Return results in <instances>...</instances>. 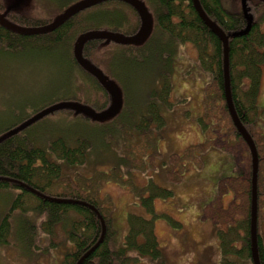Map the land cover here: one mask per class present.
<instances>
[{"label":"trees","instance_id":"1","mask_svg":"<svg viewBox=\"0 0 264 264\" xmlns=\"http://www.w3.org/2000/svg\"><path fill=\"white\" fill-rule=\"evenodd\" d=\"M62 1L39 0L40 4L45 6L44 8H51L50 12L58 11L60 6H69L78 0H70L64 5L61 4ZM142 1H146L153 10L155 32L150 33L152 35H149L150 38L148 37L149 39L144 41L141 47L128 46L123 47L124 50L117 49L118 56L114 54L106 62V70L108 69L112 74L113 81L121 84L126 97L129 94L131 100L134 96L139 102L144 101L141 107L134 108L128 96L125 98L122 112L119 115L117 113L109 121H95L82 114L73 119L67 117L65 121L52 122L50 120L48 124L42 123L45 121L42 120L36 122L38 124L36 127L31 124V127L28 126V129L21 133L17 132L0 138V205L11 201L9 208L18 209L24 215L31 213L26 215L27 218L19 221L20 230L19 227L16 229L17 244H21L24 253L28 252L32 243L37 242L34 240L33 232L44 231L50 238H55L59 229L65 236L61 240L63 244L67 241L73 248L70 254H65L61 264H141L142 258L161 259L162 253L155 243L153 226L149 221H144L133 214L127 216L129 229L123 242L118 247L115 243L110 245L109 219L106 217L107 214L102 204L88 192L82 190L80 192L84 193L80 195L75 189L78 183L74 182L71 174L66 177L62 175L65 168L76 169L85 163L89 165V162L94 163L93 166H110L104 175H109L108 172L114 170L112 173L117 176V171L122 173V169L129 175V169H134V166L131 165V154L121 152V141L123 144L125 141L131 142L136 136L146 135L142 134L144 131L152 134L164 125L160 106L167 105L166 99L171 91L173 57L177 51L180 52L181 47L191 46L194 49L195 63L199 70L210 75L211 80L205 87V109L210 110L211 106L218 107L220 114H225L235 136L238 139L241 138L232 124L225 103L222 42L198 16L192 0ZM107 2L114 4V9L122 16L123 14L119 13L123 10L121 8H127L134 14L136 13L132 6L123 1L110 0ZM199 2L206 15L228 36L231 98L238 118L256 146L260 168L264 161V137L255 131L254 120L261 75L264 70V0L246 2L248 12L253 16L252 24L248 33L235 37L232 34L242 31L246 26L240 0H199ZM40 4L38 5L42 7ZM118 14L107 11L106 7L100 3L89 12L83 13V17L78 18L75 14L61 26L46 34L21 35L0 26L1 53L9 52L14 55L20 53L37 58L52 57L57 62V71L61 69L67 80L59 88L64 87L70 90L68 97L64 96L60 99L50 97L49 103L39 109L32 108L37 106L27 104L26 101L19 107L23 110L28 109L35 115L45 107L70 100L84 104L95 111L106 109L110 103L108 94L94 77L85 72L82 73L72 53V43L76 37L89 30L106 29L123 35H133L137 30H134V27L132 29L131 27L125 29L116 27L124 23ZM9 16L12 21L26 27H39L49 23L40 16L23 18L17 15L12 16L11 13ZM95 45H100V41L86 42L82 55L98 66L91 60L97 48ZM141 53L143 56L139 58ZM137 54L136 66L133 64L134 60L130 63L122 62L128 56L136 58ZM124 55L126 57H123ZM96 61L101 62L98 59ZM81 84L87 86L88 89L83 91ZM78 90L80 96L72 98L71 94ZM58 94L61 93L51 95L57 96ZM205 112L208 113V111ZM27 119L23 118L20 121L8 123L6 126H0V137ZM200 122L202 123V119L199 120ZM153 123L156 128L149 129V124ZM200 125L206 126L205 123ZM204 149L202 147L201 151ZM125 150L128 151L126 146ZM132 154L133 159L138 157L134 152ZM259 181L260 170H258L257 179V225L262 215L259 206V201L262 200ZM58 185L61 187L57 188ZM35 191L48 198L78 201L87 206L45 199L36 195ZM150 191L141 194L142 206L149 204L152 196L157 198V193H154L151 187ZM163 192L170 193L167 190ZM248 195L250 198V192ZM145 197L148 199L146 200ZM90 206H93L97 212ZM10 213L7 215L0 213V246L9 242ZM98 214L103 219L106 232L102 242L96 245L102 233ZM41 217L43 218L40 219ZM136 220L144 221V223L139 226ZM218 231L219 249L224 264H234L238 261L237 258L252 261L248 217L234 228ZM237 242L240 243L239 247L235 244ZM257 249L260 264H264V244L259 236ZM86 252L88 255L80 261ZM227 256H230L232 261H229Z\"/></svg>","mask_w":264,"mask_h":264},{"label":"rangeland","instance_id":"2","mask_svg":"<svg viewBox=\"0 0 264 264\" xmlns=\"http://www.w3.org/2000/svg\"><path fill=\"white\" fill-rule=\"evenodd\" d=\"M14 1L0 0V14H4ZM68 1L70 0H63L61 4L64 5ZM142 2L152 18L150 32L143 39V41H147L150 38V33L155 32L156 25L152 15L153 10L146 1ZM38 4H40L39 0H22L17 8L10 9L6 13L5 19L20 27H26L12 21L10 13L12 16L17 15L23 18L40 16L50 22L68 7L60 6L58 11L50 12L51 8L46 9L42 4H40L42 7ZM101 5L106 7L107 11L118 14L114 9V4L103 2ZM94 7L82 10L76 15L78 18L83 17V13L89 12ZM121 9L123 10H120L119 13H122L123 16L118 15L124 23L116 27L119 29L134 27L137 32L140 27L138 15L127 8ZM95 40H99L100 45H95L97 48L95 55L91 56V60L96 62L100 67L98 68L112 81V74L108 69L106 70L107 60L114 54L118 56L117 49L124 50L123 47H141L143 45V43L124 45L115 42H109L108 44L112 45H108L101 39ZM74 42L72 43V53ZM137 56L138 54L136 58L128 56L131 59L124 58L122 62L130 63L134 60L133 64L136 66ZM142 56L141 53L138 57ZM97 59L101 62H97ZM194 59H196L194 49L189 45L181 47L180 52L177 51L173 57L171 91L166 99L167 105L160 106V113L164 119L161 129H156L152 134H147L144 131L142 134L146 135L136 136L131 142L125 141L123 144L121 141V152L131 154V165L134 166V169H129V175L126 174L127 172H123V169L122 173L117 171V176L112 173L114 170H110L109 175H104L110 166H93L92 162H89V165L85 163L78 166L76 169L65 168L62 175V177H66L71 174L74 182L78 183L75 189L77 192L79 191L80 195L84 193L80 192L82 190L88 192L102 204L104 212L108 215L106 217L109 219L110 245L115 243V246L118 247L123 242L129 229L127 221L129 214L150 222L153 226L155 243L162 253L161 259L142 258L141 264H224L219 249L218 230L226 231L227 228H234L239 223H243L247 217L250 226L248 193L251 188V159L249 150L242 138L238 139L235 136L225 114H220L218 107L211 106L210 110L205 109V87L211 79L210 75L198 70L199 67ZM56 63L52 57L37 58L33 55L0 52V126L29 118L34 114L30 113L28 109L23 110L19 107L24 101L37 106L32 108L39 109L49 103L50 97L60 99L69 96L70 90L64 87L59 88L67 80L61 69L57 71ZM80 69L83 74L85 72L91 75L81 67ZM118 86L124 98V103L118 111L119 115L124 108L125 98L129 96L128 100L130 101L131 95L128 94L126 97L121 84ZM81 88L83 91L88 89L84 84H81ZM57 92L61 94L51 95ZM74 94H71V97L78 98L80 91L78 90ZM107 96L109 97V95ZM130 104H134V108H139L144 104V101L139 102L138 98L133 96ZM77 115L81 114H76L71 109H62L34 121L32 126L36 127L37 121L45 120L42 123L48 124L50 120L52 122L65 121L67 117L73 119ZM201 119L202 123H199ZM204 123L206 126L200 125ZM149 126V129L156 128L154 123ZM26 129L28 126L18 132L21 133ZM254 129L261 137H264V70L261 75ZM126 143L128 144L125 145ZM125 146L128 151L125 150ZM202 147L205 148L203 151H201ZM133 152L138 156L136 159L132 158ZM224 152L227 154L222 155ZM151 155L154 156L151 157ZM244 170L246 176H244ZM259 170L261 181H259L261 185L259 192L262 193L259 206L262 215L257 225L259 233L256 234V238L261 237L264 244V161ZM236 172L239 181L232 180L231 182L227 179L224 181L231 173L230 178H235ZM243 178L245 179L244 183L241 180ZM170 179L172 181H169ZM230 182L232 192L241 190L236 203L232 202L233 196L226 195L220 199L223 186ZM149 186L154 193H157V198L152 196L149 200L151 205L147 203L146 206H142L141 194L148 193ZM60 187L61 185L57 186V188ZM68 189L70 188L68 187ZM163 190L170 193H165ZM221 201L224 206H228L227 211H221ZM10 205L11 201L0 205L1 215L11 212L9 217L11 234L8 237L9 242L0 246V264H61L65 256L73 251L70 243L65 241L63 244L61 240L65 236L58 229L55 238H50L44 231L33 232L34 240L37 242L36 244L32 243L28 252L24 253L21 244H17L16 229L19 227L20 230L19 221L27 218L26 215L31 213L24 215L18 209L9 208ZM144 221L136 220L135 222L140 226ZM235 244L237 247L240 246L239 242ZM68 249L70 250L68 251ZM227 258L232 261L230 256ZM237 260L234 264H252V261H244L242 258H237Z\"/></svg>","mask_w":264,"mask_h":264},{"label":"water","instance_id":"3","mask_svg":"<svg viewBox=\"0 0 264 264\" xmlns=\"http://www.w3.org/2000/svg\"><path fill=\"white\" fill-rule=\"evenodd\" d=\"M22 0H15L4 12V14H0V26L3 28L17 33L21 35H36V34H46L49 33L59 26H61L64 22H66L70 17L74 16L78 12H81L82 10H85L87 8H90L92 6H95L99 3L110 1V0H78L72 4H70L62 13L57 15L53 20H51L49 23L43 26L39 27H20L18 25H15L12 22H9L5 19L6 13L11 9H15L19 6ZM123 1L130 6H132L140 20V27L138 31L131 35V36H125L120 33L106 31V30H89L82 34H80L73 46V55L78 63V65L91 74L97 82L102 86V88L108 93L110 98L109 106L102 110V111H95L90 107H87L85 105H82L78 102L74 101H60L55 104H52L41 111L37 112L35 115L28 118L26 121H24L19 126L15 127L12 131L4 134L1 138L6 137L8 135L17 133L18 131L22 130L23 128L31 125L34 123V121L51 114L55 111L62 110V109H71L74 110L76 114H82L88 118H91L95 121H105L107 119H111L113 116H115L119 109L121 108V105L123 103V97L122 92L118 84H116L114 81L109 79L98 67L93 65L90 61L85 59L82 55V48L84 44L87 41L95 40V39H101L104 40L105 43L109 42H115V43H121L124 45H138L142 44L144 41L143 39L146 38L150 32L151 24H152V18L150 15V12L144 5V3L141 0H118ZM246 2L247 0H241V7L243 14L246 19V26L242 31L235 32L232 34L233 37L244 35L248 33L250 30L253 16L249 14L247 8H246ZM193 7L196 10L198 16L202 19V21L205 23V25L211 30L213 34H215L219 40L222 42L223 47V76H224V96H225V103L226 107L230 116V119L232 121L233 126L235 127L238 134L241 136L242 140L246 144L250 159H251V178H250V226H249V232H250V252H251V260L252 264H260L259 256H258V249H257V178H258V153L256 150V146L253 142L252 137L244 127V125L241 123L240 119L237 116V113L234 109L232 98H231V92H230V86H229V68H228V36L224 33V31L214 22L212 21L204 12L203 8L200 5L199 0H192ZM34 192L33 190H31ZM36 195L40 197H44L45 199L49 200H55L59 202H67V203H75V204H81L84 206H87V204L73 201V200H58V199H52L48 198L46 196H42L40 193L36 192ZM92 210L95 212L96 209L93 206H90ZM98 217L101 220V226H102V233L97 241L98 245L100 242H102L104 233H105V226L103 223L102 217L98 214ZM88 255V252H86L81 258L80 261Z\"/></svg>","mask_w":264,"mask_h":264},{"label":"crops","instance_id":"4","mask_svg":"<svg viewBox=\"0 0 264 264\" xmlns=\"http://www.w3.org/2000/svg\"><path fill=\"white\" fill-rule=\"evenodd\" d=\"M194 62H195V59H194ZM199 70V69H198ZM200 71V70H199ZM227 153L226 152H224L222 155H226ZM233 162H234V160H233ZM233 167L235 168V166L233 165ZM243 173H244V176H246V173H245V170L243 171ZM232 174V173H231ZM230 174V175H231ZM230 175H229V177H226L225 179H224V181L227 179L228 181H231L232 182V180H238V174H237V172L235 173V178H230ZM241 180H243V183L245 182V179L243 178V179H241ZM239 181V180H238ZM231 182L230 183H228V185L226 184V185H224L223 186V189L221 190V194H220V199H222L223 197H226V195L228 196V197H231V196H233V198H232V202L233 203H236L237 202V200H239V194L241 193V190L240 191H238V192H235V191H231L230 190V184H231ZM242 183V184H243ZM220 208H221V211H227V207L228 206H224L223 205V202L221 201L220 202Z\"/></svg>","mask_w":264,"mask_h":264},{"label":"bare ground","instance_id":"5","mask_svg":"<svg viewBox=\"0 0 264 264\" xmlns=\"http://www.w3.org/2000/svg\"><path fill=\"white\" fill-rule=\"evenodd\" d=\"M257 204H258V202H257Z\"/></svg>","mask_w":264,"mask_h":264}]
</instances>
